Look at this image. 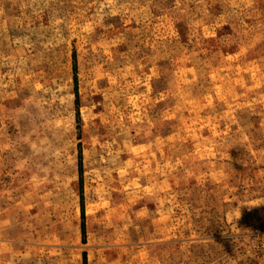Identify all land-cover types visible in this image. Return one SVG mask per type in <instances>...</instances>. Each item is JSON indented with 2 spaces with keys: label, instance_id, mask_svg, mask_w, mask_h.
Masks as SVG:
<instances>
[{
  "label": "rangeland",
  "instance_id": "374dc122",
  "mask_svg": "<svg viewBox=\"0 0 264 264\" xmlns=\"http://www.w3.org/2000/svg\"><path fill=\"white\" fill-rule=\"evenodd\" d=\"M0 264H264V0H0Z\"/></svg>",
  "mask_w": 264,
  "mask_h": 264
}]
</instances>
